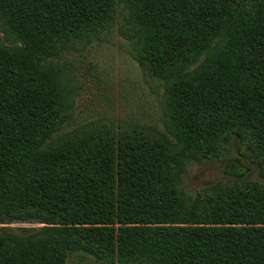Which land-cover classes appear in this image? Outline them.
<instances>
[{"label": "trees", "instance_id": "obj_1", "mask_svg": "<svg viewBox=\"0 0 264 264\" xmlns=\"http://www.w3.org/2000/svg\"><path fill=\"white\" fill-rule=\"evenodd\" d=\"M0 21L18 42L0 44V264H264V0H0ZM115 24L166 84L176 144L138 123L59 134L45 61ZM231 149L263 183L189 195L183 162Z\"/></svg>", "mask_w": 264, "mask_h": 264}, {"label": "rangeland", "instance_id": "obj_2", "mask_svg": "<svg viewBox=\"0 0 264 264\" xmlns=\"http://www.w3.org/2000/svg\"><path fill=\"white\" fill-rule=\"evenodd\" d=\"M126 14L125 10H121ZM0 44L18 45L12 33L0 21ZM132 41L122 27L112 26L109 34L89 38L82 44H70L45 61L46 67L56 70L66 90V122L59 134L73 133L94 123H138L176 144L164 113L166 84L145 73L133 58ZM181 174L184 189L194 195L201 188L221 177L234 176L258 181L249 161L231 149L229 159L210 158L185 160ZM41 225L12 223L17 232L30 231ZM74 262L82 261L74 257ZM75 263V264H76Z\"/></svg>", "mask_w": 264, "mask_h": 264}]
</instances>
